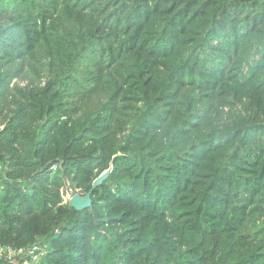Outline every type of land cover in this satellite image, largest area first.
Returning <instances> with one entry per match:
<instances>
[{
  "label": "trees",
  "instance_id": "1",
  "mask_svg": "<svg viewBox=\"0 0 264 264\" xmlns=\"http://www.w3.org/2000/svg\"><path fill=\"white\" fill-rule=\"evenodd\" d=\"M0 250L264 264V0H0Z\"/></svg>",
  "mask_w": 264,
  "mask_h": 264
},
{
  "label": "water",
  "instance_id": "2",
  "mask_svg": "<svg viewBox=\"0 0 264 264\" xmlns=\"http://www.w3.org/2000/svg\"><path fill=\"white\" fill-rule=\"evenodd\" d=\"M110 171L111 168L103 172L98 178H96L95 181L93 182V188L99 185L108 176ZM92 189L85 195H82L80 193H74L70 198L71 206L79 210L90 207L92 205V197H91Z\"/></svg>",
  "mask_w": 264,
  "mask_h": 264
},
{
  "label": "rangeland",
  "instance_id": "3",
  "mask_svg": "<svg viewBox=\"0 0 264 264\" xmlns=\"http://www.w3.org/2000/svg\"><path fill=\"white\" fill-rule=\"evenodd\" d=\"M63 194H64L65 201H70V198L74 194V192H72L71 190H69V191H65L64 190V193ZM25 264H29V262L28 263H25Z\"/></svg>",
  "mask_w": 264,
  "mask_h": 264
},
{
  "label": "built area",
  "instance_id": "4",
  "mask_svg": "<svg viewBox=\"0 0 264 264\" xmlns=\"http://www.w3.org/2000/svg\"><path fill=\"white\" fill-rule=\"evenodd\" d=\"M14 264H18L16 259H13L12 261Z\"/></svg>",
  "mask_w": 264,
  "mask_h": 264
},
{
  "label": "clouds",
  "instance_id": "5",
  "mask_svg": "<svg viewBox=\"0 0 264 264\" xmlns=\"http://www.w3.org/2000/svg\"><path fill=\"white\" fill-rule=\"evenodd\" d=\"M0 252H1V250H0Z\"/></svg>",
  "mask_w": 264,
  "mask_h": 264
}]
</instances>
